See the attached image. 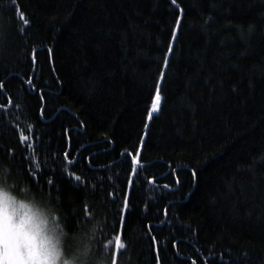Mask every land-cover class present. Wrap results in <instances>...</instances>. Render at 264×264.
I'll return each instance as SVG.
<instances>
[{"label": "trees", "instance_id": "trees-1", "mask_svg": "<svg viewBox=\"0 0 264 264\" xmlns=\"http://www.w3.org/2000/svg\"><path fill=\"white\" fill-rule=\"evenodd\" d=\"M0 86V162L120 264H264V0H0Z\"/></svg>", "mask_w": 264, "mask_h": 264}, {"label": "clouds", "instance_id": "clouds-1", "mask_svg": "<svg viewBox=\"0 0 264 264\" xmlns=\"http://www.w3.org/2000/svg\"><path fill=\"white\" fill-rule=\"evenodd\" d=\"M105 232L93 211L70 227L59 196L0 162V264H120Z\"/></svg>", "mask_w": 264, "mask_h": 264}, {"label": "snow or ice", "instance_id": "snow-or-ice-1", "mask_svg": "<svg viewBox=\"0 0 264 264\" xmlns=\"http://www.w3.org/2000/svg\"><path fill=\"white\" fill-rule=\"evenodd\" d=\"M176 0H172V3L175 4ZM20 16V19L22 20L23 24L24 25H27L28 24V21L27 19L24 18L23 16V13H20L19 14ZM177 27H179V20L177 21ZM173 39H175V33L173 34ZM171 46L169 47V53H171ZM33 59H34V55H33ZM164 64H165V67L167 66V57H165V60H164ZM161 79H163V72L161 73ZM28 83L30 84L31 81H28ZM2 87V86H0ZM161 100H162V96H161V93H160V86L159 84H157L156 86V89H155V95L154 97L152 98V103H151V109L150 111H148V119L151 120L152 116L154 113H158L159 112V109H160V104H161ZM31 130V126L29 125L28 126V131ZM31 139V137L29 135H24L23 134V131H21L20 133V141L21 142H24V141H29ZM138 156H139V153H137L136 156L132 157V172L133 174L136 173L137 171V168L139 167L140 165V162H139V159H138ZM36 168H39V164L36 165ZM193 176H195V172H193ZM76 180L79 181L80 180V177H76ZM129 184H131V180L129 179ZM128 208V202H127V199L125 198L123 200V209L124 210H127ZM123 217H121V221H122ZM115 244V248L116 250H120V249H123L125 247V244L122 242L121 240V235H116L113 239H110L109 240V243H113Z\"/></svg>", "mask_w": 264, "mask_h": 264}]
</instances>
